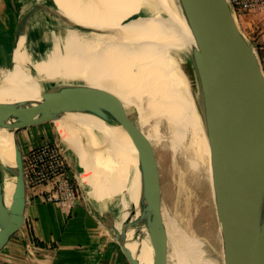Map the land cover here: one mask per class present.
Segmentation results:
<instances>
[{
  "label": "water",
  "instance_id": "1",
  "mask_svg": "<svg viewBox=\"0 0 264 264\" xmlns=\"http://www.w3.org/2000/svg\"><path fill=\"white\" fill-rule=\"evenodd\" d=\"M9 2L16 16L14 49L21 37L28 39V22L38 12L55 18L63 28L61 31L112 35L111 31L74 23L55 7L33 4L19 12L18 0ZM171 3L182 16L193 41L187 53L206 121L219 260L222 264H264V73L257 52L240 30L226 0H171ZM55 85L69 97L60 100L56 96L58 99L51 102L46 97L37 103L0 101V131L12 137L15 163L11 168L0 161V258L12 238L26 225L28 192L23 178L24 155L47 148L72 153L62 140L57 124L64 114H103L117 124L135 151L136 165L131 164L129 172L137 173L140 181L157 194L163 187L164 176L159 158L164 164L166 157L170 169L168 155L154 147L144 132L131 123L134 111L131 104L103 88L67 81H56ZM95 96L102 97L99 106L80 102ZM81 140L85 142L84 138ZM10 177L15 181L8 198L5 188ZM90 213L117 244L128 264H141L127 247L129 232L132 233L129 240L133 242L148 240L151 264L172 263L168 259L162 219L151 217L141 225L126 220L116 228ZM202 243L205 255L212 258Z\"/></svg>",
  "mask_w": 264,
  "mask_h": 264
},
{
  "label": "bare ground",
  "instance_id": "2",
  "mask_svg": "<svg viewBox=\"0 0 264 264\" xmlns=\"http://www.w3.org/2000/svg\"><path fill=\"white\" fill-rule=\"evenodd\" d=\"M66 1L70 5H67ZM66 1L51 2L62 15L74 23L111 31L112 35L86 37L77 36L71 31L64 33L63 52L54 46L46 59H41L37 45H30L21 37L13 51L11 69L0 81V101L37 103L42 102L46 97L48 102L53 101V98L57 100L56 96L61 97L60 100L68 98L69 94H63L55 85L56 81H67L65 74H69L72 78L69 81L79 86L103 88L123 102L134 106L137 120L130 118L131 123L146 133L147 138L158 150L168 155L172 162L171 173L177 183L183 185L182 176L186 173L191 183L198 188L205 186L212 203L210 149L202 103L196 92L193 95L194 103L192 102L188 80L183 77L182 81L180 77L172 75V61L167 57L169 50L187 52L188 47L193 45L182 16L173 8L170 0H165L168 1L169 8L164 0H102L99 3L95 0L84 3L82 10L77 0ZM145 8L146 11L159 8L166 16L146 18L142 13ZM176 65L177 69L180 68L182 71V75H185L184 66L177 61ZM187 66L192 77L193 65L189 62ZM134 67L136 71L131 73L130 69ZM143 70L144 73L141 72ZM44 72L47 73L44 78L46 77L51 83L45 87L41 86L38 80L32 81L34 74L43 75ZM175 84L177 87H173ZM31 94L36 96L28 98ZM145 96L149 97L146 102ZM101 101L102 97L95 96L80 102L84 105L99 106ZM68 114L69 116L64 114L57 121L62 140L72 151V153L64 152V155L73 164L75 177L83 190L90 211L116 228L126 220L141 225L151 217L158 218L156 215L159 214L155 215V213H159V208L154 206V199L146 194L149 191L140 187L141 190L134 189L135 186L130 185L129 182L126 183L127 187L134 192V196L130 194L131 198H127L126 201L130 212L126 211L122 193L117 197L109 196L106 205L109 207L111 202V208L101 203L98 197V178L103 182L108 176L116 187H120L121 182L116 169L108 165L105 167L100 165L103 162H94L95 158L91 156L93 151L90 150L94 148L91 141L94 137L92 134L96 130H93V125H97V130H101L106 157L110 156V151L113 149L111 146L116 145V142L113 143L114 134H120L122 138L124 133L106 115L96 116L79 112ZM162 123L167 126V133L161 131ZM117 137L118 141L119 136ZM82 138L85 142H82ZM120 140L122 142V139ZM96 151L93 154H96ZM8 154L11 159L8 167L14 168L12 137L0 131V157ZM14 181L13 177L8 179L5 188L8 198L14 188ZM107 183L106 180V185ZM186 188L183 189L186 196L184 208L188 209L189 206L191 207L189 201L194 196L191 189ZM138 202L144 211L142 213L137 207ZM187 211L189 213V210ZM162 222L165 226V222L163 220ZM188 222L189 220L184 219L181 227L172 224L169 226L171 235L168 242V259L176 264H185L182 259L192 258L194 261L204 259L199 239L198 241L195 238L191 239L193 243L190 249L187 245L183 246L185 241H190L189 238L195 236L190 227L185 229L184 225ZM131 236L132 233L129 232L127 247L137 256L141 264H151L152 251L148 240L133 242L129 240ZM204 260L206 264H212V261Z\"/></svg>",
  "mask_w": 264,
  "mask_h": 264
},
{
  "label": "crops",
  "instance_id": "3",
  "mask_svg": "<svg viewBox=\"0 0 264 264\" xmlns=\"http://www.w3.org/2000/svg\"><path fill=\"white\" fill-rule=\"evenodd\" d=\"M25 1L18 0L19 12L28 9ZM34 4L55 7L51 1L46 4L36 1ZM8 10L11 18L8 17ZM238 20L240 30L258 50V58L264 73V10L241 15ZM27 29L31 35L34 33L38 35V32L50 34L62 30L56 19L44 12L33 15ZM15 33V13L9 0H0V71L8 69L11 65ZM25 40L28 41L27 36ZM10 160V154L0 157V161L6 167L9 166ZM106 177L107 179L103 177V182L98 178V197L101 203L106 205L109 196L117 197L122 193L126 211L130 212L126 202L127 198H131L127 182L124 183L120 179L121 186L116 187L112 184L111 178ZM137 207L141 213L144 212L139 202ZM160 214L166 219L164 228L168 243L171 234L164 208ZM102 228L82 204L75 207L69 216H64L57 206L28 196L25 228L12 238L0 258V264H128L117 244Z\"/></svg>",
  "mask_w": 264,
  "mask_h": 264
},
{
  "label": "rangeland",
  "instance_id": "4",
  "mask_svg": "<svg viewBox=\"0 0 264 264\" xmlns=\"http://www.w3.org/2000/svg\"><path fill=\"white\" fill-rule=\"evenodd\" d=\"M36 1L37 2L42 1L43 4H46V2L49 3L52 0H50V1L49 0H45V1L44 0H34V1L33 0H26L25 1L26 2V7L29 8V6H32ZM87 1L93 2L95 0H77V4H78V6H79V8L81 10H82V7L84 6V3H86ZM96 1L98 3L100 2V0H96ZM164 2L166 4V6L169 8L170 6H169L168 1L164 0ZM66 4L70 5L68 3V1H66ZM55 8H57V7L55 6ZM143 10H144V12H142V13L144 14V16L146 18H155L157 16H162L164 18L166 16L163 11H156V10L146 11L147 9H143ZM8 13H9V10H8ZM5 17H7V16H5ZM8 17L11 18V14L10 13H9ZM237 24L239 26V20L238 19H237ZM60 28L63 29L61 26H60ZM70 31L73 32L74 34H76L77 36L78 35L79 36H83L84 35V36L88 37L89 35L90 36L94 35V34L75 32L72 29H67V31H65V30L64 31H59V32H56V33L52 32V33H50V36H49L48 33L43 32L41 34L38 33L40 35H37V34L31 35L30 34L28 36V44H32V43L33 44L34 43L37 44L38 45L37 46L38 50H39V52L41 54L40 55L41 59H46V57L49 55V53L54 49V46L58 47L60 52L61 51L63 52L62 48H63V44H64L63 43V37L65 35L64 33H68ZM36 39L37 40L38 39L39 40L42 39V40L34 41ZM167 57L172 61V67H171L172 75H175L178 78L180 77V79L182 81H183V77L188 80V83L190 85V86L189 85L188 86H189V88L191 90V95L190 96H191L192 102L194 103L193 95L196 92V95L199 97V90H198V86H197V82H196V78H195L194 72H192V77H191L189 69H188V66H187L188 63L190 62L189 54L186 51L185 52H183V51H180V52L174 51L173 52V51L169 50L168 53H167ZM176 61L179 62L180 65L184 66L185 75H182V71L180 70V68L177 69ZM10 67L11 66H9L8 69L0 71V80L5 76V73L8 70H10ZM131 69H130V72L131 73H135V71H136L135 67L131 68ZM142 69H144V68H142ZM141 72L144 73L145 70H143ZM65 75H67V76H65L66 78H68L67 81L72 80V78L69 77V74H65ZM44 76H47V73L44 72L43 75L41 73L34 74V76L32 77V81L36 82L38 80L40 82V85L43 86V87L51 84L48 79L46 80V77L44 78ZM69 82H73V81H69ZM173 87H177L176 84ZM34 96H36V95L31 94L28 98L34 97ZM147 98H149V97L145 96V98H144L145 102H146ZM130 107H131V109L134 110V111L132 110L133 111L132 118L135 120L136 116H137V111L133 108L134 106L132 104L130 105ZM81 114H84V113H81ZM67 115L69 116V114H67ZM160 126H161L160 127L161 131L163 133H167V126H165L164 123H162ZM93 127H94L93 130L94 129L97 130V125H95V126L93 125ZM96 130H94L95 132L92 134L94 136L92 138V140H91L93 146H92V144H90V146L94 147V148H92L93 150L92 149L90 150V152H92V151L94 152V151L97 150L96 154L95 153L93 154V152H92V155H91V156H93L95 158V160L97 158V161H95L94 158H93L94 162H97V163L98 162H103V163H100V165H103L104 167H105V165L106 166L108 165V166L116 169V172L119 173V178L124 183L125 182H129L130 185L135 186V187H133L134 189L141 190L140 188H142L145 191H149V193H146V194L148 196H151L152 199H154L155 205L154 204L153 205L157 206V208H159L160 213H161L163 208L165 209L166 214H167V218H168V221H169V226L172 224L174 226L177 225V226L181 227V223H182V221H184V219H185V221L189 220V222H188L189 224L187 223V224L184 225L185 229L187 227H190V230L192 232L194 231L197 234V236H199L202 239V241L205 243L204 244L205 251L208 252L209 255H211V257L213 259L205 255L204 250H203V243L196 235H195L196 237L195 236H191V238H189L190 241H185L183 243V246L187 245L189 247V249H190L192 247V243H193L191 239L192 238H195L196 240L199 239L200 240V250H201V254L204 257V259H208V260L212 261V264H222L221 259L219 260V258H221V253H220V244H219V239H218L219 236H218V232H217V225H216V222H215L214 217H213L212 203L209 200V197H208L207 190H206L205 186H201V188H198L196 185L191 183V180L189 179L188 176H186V173H183L184 174L182 176V181L184 182V183H182L183 184L182 186L184 187L183 188L182 186H180L181 184L179 185L177 183L176 179L172 177V173H170L171 164H172L171 160L169 159L170 160L169 161L170 169H169L168 159L165 157V160L163 162L164 164H162V162H161V160L159 158V155H158L161 167L163 165L162 170H163L164 176H163V187H162V189H160V192H158V194H157L155 189H153L152 187H150V186H148V185H146V184H144V183H142L140 181V179L138 178V174L137 173H135V175H133V174H131L129 172L130 165L131 164L136 165V155H135V151H134L130 141H128L129 139L127 138V136L124 134V136L122 138H120V134H114L113 143L116 142L115 143L116 145L114 146V144H113L114 147L111 146V148H113V149H111V151H110V156L106 157L105 149H104L105 143L102 140V136L100 135L101 134V132H100L101 130H97L98 133H97ZM144 134L146 135V133H144ZM117 136H119L118 141L116 140L118 138ZM120 139H122V142H120L121 141ZM119 142L122 143V144H120ZM152 144L154 145V143H152ZM66 161L68 162V165H69V167H70V169L72 171V176L74 178L75 184H76L77 189L79 191V194H80V197H81V200H82V205L86 209L89 210V206H88L87 202L84 199L83 190L79 186L77 178L75 177V174H74V171H73V164L67 158H66ZM171 172H172V170H171ZM186 179H188V180H186ZM173 181H174V184H173ZM191 184H192V186H191ZM174 185H175V189H174ZM176 185H178L177 189H176ZM181 187H182V189H181ZM186 187H188L189 190L191 189V192H192V194L194 196L189 201V205H191V207L189 206L190 208L188 207V209L184 208V206H185L184 204H185V201H186V196H185V193H184L185 191L183 189L186 190L187 189ZM128 190L131 192L130 194H132V196H134L133 195L134 192L132 191V189L128 188ZM180 192H182V193H180ZM180 195H181V197H180ZM111 205H112V203L110 202V206H109L110 208H111ZM187 210H189V213H187L188 212ZM160 213H155V215L159 214V215H156V216L158 218L162 219L163 221H166L165 217L162 214H160ZM177 214H179V215H177ZM174 216H176V217H174ZM180 218H182V219H180ZM192 220H193V230H192ZM102 229L105 231L104 228H102ZM170 253H171V251H170ZM170 255H172V254H170ZM204 259H202V261H196V260L194 261L192 258L190 260H188V259L183 260L182 259V262L185 263V264L188 263V262L191 263V264H206L204 262L205 261ZM171 264H176V263L172 261Z\"/></svg>",
  "mask_w": 264,
  "mask_h": 264
},
{
  "label": "built area",
  "instance_id": "5",
  "mask_svg": "<svg viewBox=\"0 0 264 264\" xmlns=\"http://www.w3.org/2000/svg\"><path fill=\"white\" fill-rule=\"evenodd\" d=\"M237 19L241 15L263 11L264 0H226ZM23 178L28 196L55 205L64 216L82 204L64 152L47 148L28 152L23 158Z\"/></svg>",
  "mask_w": 264,
  "mask_h": 264
},
{
  "label": "trees",
  "instance_id": "6",
  "mask_svg": "<svg viewBox=\"0 0 264 264\" xmlns=\"http://www.w3.org/2000/svg\"><path fill=\"white\" fill-rule=\"evenodd\" d=\"M255 50H256V52H257V54H258V50H257V48H255ZM258 56H259V54H258Z\"/></svg>",
  "mask_w": 264,
  "mask_h": 264
}]
</instances>
